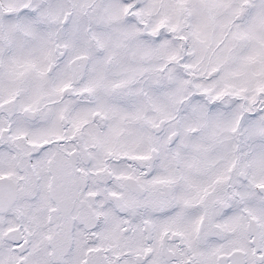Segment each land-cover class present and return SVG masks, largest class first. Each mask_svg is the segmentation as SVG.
<instances>
[{"label":"snow or ice","instance_id":"1","mask_svg":"<svg viewBox=\"0 0 264 264\" xmlns=\"http://www.w3.org/2000/svg\"><path fill=\"white\" fill-rule=\"evenodd\" d=\"M0 264H264V0H0Z\"/></svg>","mask_w":264,"mask_h":264}]
</instances>
